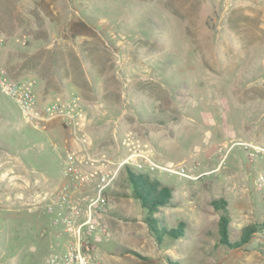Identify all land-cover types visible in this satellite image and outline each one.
Returning <instances> with one entry per match:
<instances>
[{"label":"rangeland","instance_id":"obj_1","mask_svg":"<svg viewBox=\"0 0 264 264\" xmlns=\"http://www.w3.org/2000/svg\"><path fill=\"white\" fill-rule=\"evenodd\" d=\"M0 71L31 81L39 105L76 98L91 152L117 163L128 134L158 163L202 174L149 173L172 190L154 215L183 223L182 238L159 243L122 166L95 216L105 231L89 238L101 263L264 264L260 165L237 143L264 144V0H0ZM41 123L0 89V264H44L69 241L54 199L72 184L73 128ZM214 199L230 241L253 226L248 242L219 241Z\"/></svg>","mask_w":264,"mask_h":264},{"label":"built area","instance_id":"obj_2","mask_svg":"<svg viewBox=\"0 0 264 264\" xmlns=\"http://www.w3.org/2000/svg\"><path fill=\"white\" fill-rule=\"evenodd\" d=\"M0 89L14 100L27 122L41 125V122L58 116L73 128L72 147L64 152V175L72 180V184L62 185L56 194L57 199H54L56 210L61 215L57 220L64 223L69 241L61 250L51 251L44 264H103L92 255L89 238L98 229L105 231L98 225L95 216L97 209H101L104 191L112 185L122 166L130 165L148 173H165L189 179H197L202 175H190L182 165L158 163L147 144L133 140L128 134L123 139L128 152L122 160L114 163L104 151L97 149L91 152V147L84 146L90 139L83 132L87 123L86 115L76 98H57L51 103L39 105L31 81L12 80L1 71ZM237 143L251 162L257 161L260 165L254 183L260 199L264 201V144L249 140ZM86 184L92 185L91 191L82 190ZM49 209H52L51 206Z\"/></svg>","mask_w":264,"mask_h":264},{"label":"trees","instance_id":"obj_3","mask_svg":"<svg viewBox=\"0 0 264 264\" xmlns=\"http://www.w3.org/2000/svg\"><path fill=\"white\" fill-rule=\"evenodd\" d=\"M126 177L131 188L132 195L137 199L144 211L147 213L145 221L157 242H162L163 237L179 239L184 235L183 223L176 227H168L154 215L160 207L169 204L172 198L170 187L161 184L159 180L151 178L150 174L125 166ZM214 209L219 213L218 231L220 234L219 241L228 248L242 246L249 241L250 235L255 231L253 226H245L241 230L240 237L237 240L230 241L228 233V211L226 202L221 199H214L211 202Z\"/></svg>","mask_w":264,"mask_h":264},{"label":"crops","instance_id":"obj_4","mask_svg":"<svg viewBox=\"0 0 264 264\" xmlns=\"http://www.w3.org/2000/svg\"><path fill=\"white\" fill-rule=\"evenodd\" d=\"M82 190L85 191H91L92 190V185L91 184H86L82 187Z\"/></svg>","mask_w":264,"mask_h":264}]
</instances>
